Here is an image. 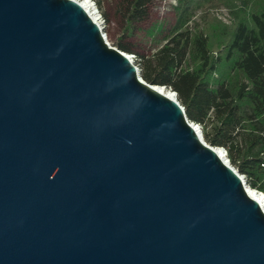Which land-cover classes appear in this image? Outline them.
<instances>
[{"label":"water","instance_id":"1","mask_svg":"<svg viewBox=\"0 0 264 264\" xmlns=\"http://www.w3.org/2000/svg\"><path fill=\"white\" fill-rule=\"evenodd\" d=\"M158 87L79 0H0V264H264V204Z\"/></svg>","mask_w":264,"mask_h":264},{"label":"trees","instance_id":"2","mask_svg":"<svg viewBox=\"0 0 264 264\" xmlns=\"http://www.w3.org/2000/svg\"><path fill=\"white\" fill-rule=\"evenodd\" d=\"M162 4L170 14L160 19L151 10L159 13ZM219 4L228 7L229 22L210 11ZM119 5L116 45L138 57L145 80L176 90L205 140L224 146L246 181L264 192V0H119ZM133 34L140 37L138 48L122 39Z\"/></svg>","mask_w":264,"mask_h":264},{"label":"rangeland","instance_id":"3","mask_svg":"<svg viewBox=\"0 0 264 264\" xmlns=\"http://www.w3.org/2000/svg\"><path fill=\"white\" fill-rule=\"evenodd\" d=\"M167 2L175 3L176 0H167ZM95 3L104 20L103 24H104L105 31L107 32V37H108L110 44L118 47L115 41L120 37L121 29H122V21H121V16H120V11H119L120 10L119 0H95ZM167 7H168L167 4H164V5L162 4L160 5L159 13H157L158 11L156 12L155 10H154L155 12H153L152 10L151 12L154 13L155 15H158L157 18L161 19L167 16V14H170L166 12L165 8ZM210 11L214 15L219 17L221 20H223L224 22L230 21L231 16H230L229 9L228 7L224 6V4H221V5L219 4L217 7H211ZM104 12H107L109 16H106ZM201 12H202V8H199L196 11V14L194 16L195 19H199ZM155 20H153L152 22H154ZM143 33H144L143 31H140V34H141L140 37H143L142 40H144L145 38V36L142 35ZM140 37L139 35L136 36L135 34H133V35H124L122 39L125 42L136 44V47L138 48L139 46L138 40ZM127 52L131 53L130 51H127ZM134 61L136 64H138V57H135Z\"/></svg>","mask_w":264,"mask_h":264},{"label":"bare ground","instance_id":"4","mask_svg":"<svg viewBox=\"0 0 264 264\" xmlns=\"http://www.w3.org/2000/svg\"><path fill=\"white\" fill-rule=\"evenodd\" d=\"M84 8H86V10L88 11V13L98 22V16L95 13V5L94 2L92 0H79ZM161 90H163V92H168V88L167 87H158ZM169 95H172L171 93H169ZM219 150L222 152L221 155L223 158H227V155L225 154V151L222 147H219ZM246 187L248 188V193L255 199H257L261 204H264V192L260 190V192L258 190H256L253 186H251L246 180H244Z\"/></svg>","mask_w":264,"mask_h":264},{"label":"built area","instance_id":"5","mask_svg":"<svg viewBox=\"0 0 264 264\" xmlns=\"http://www.w3.org/2000/svg\"><path fill=\"white\" fill-rule=\"evenodd\" d=\"M93 2H94V5H95V13L97 14V18H98V23H99V25H100V27H101V29H102V32H103V34L105 35V38L107 39V41L109 42V40H108V37H107V32L105 31V28H104V24H103V18H102V16H101V13L99 12V10H98V8H97V6H96V3H95V0H92ZM110 43V42H109ZM129 54V56H130V58L133 60V62L135 63V57H136V55L134 54V53H128ZM136 64V63H135ZM136 66H138V64H136ZM139 67V66H138ZM175 95H177V92H175ZM196 123V125L199 127V129H200V131L201 132H203L202 131V126H201V124L200 123H198V122H195ZM226 155H227V150H226V153H225ZM228 162L229 163H231L230 162V159H229V157H228ZM244 175V174H243Z\"/></svg>","mask_w":264,"mask_h":264}]
</instances>
